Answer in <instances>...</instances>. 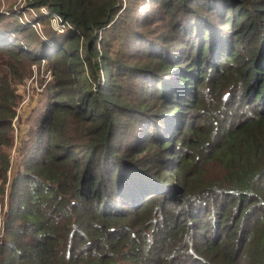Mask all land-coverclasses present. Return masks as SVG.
Returning a JSON list of instances; mask_svg holds the SVG:
<instances>
[{"label": "trees", "instance_id": "trees-1", "mask_svg": "<svg viewBox=\"0 0 264 264\" xmlns=\"http://www.w3.org/2000/svg\"><path fill=\"white\" fill-rule=\"evenodd\" d=\"M123 1L32 0L59 35L0 12V264H264V0Z\"/></svg>", "mask_w": 264, "mask_h": 264}, {"label": "rangeland", "instance_id": "rangeland-1", "mask_svg": "<svg viewBox=\"0 0 264 264\" xmlns=\"http://www.w3.org/2000/svg\"><path fill=\"white\" fill-rule=\"evenodd\" d=\"M32 0H0V12L6 15L8 18H14L17 22L21 20L22 23L29 25L33 28L30 18L36 19L39 17H47L52 24L55 25L52 29L59 35L64 34L66 29L62 27L61 22L56 18L57 15H50L46 8L32 9L30 5ZM126 8L128 0L123 1ZM41 14V15H40ZM35 32H38L40 39L47 41V35L44 28L41 25L39 28L34 27ZM51 41H47L50 44ZM27 77L25 80L16 87L17 93L20 96V103L18 106V118L13 123L15 144L11 149V164L12 169L9 174L8 182L13 181L14 175L19 169L22 160V148L24 147V141L27 139L29 130L34 127V123L38 124L40 113L42 111V99L45 97L47 87L51 85L53 81V73L49 70L48 65L43 62L41 64H35L27 70ZM44 103V102H43ZM8 191L5 192L4 208H2L0 198V235H3V228L5 222V213L8 210Z\"/></svg>", "mask_w": 264, "mask_h": 264}, {"label": "built area", "instance_id": "built-area-1", "mask_svg": "<svg viewBox=\"0 0 264 264\" xmlns=\"http://www.w3.org/2000/svg\"><path fill=\"white\" fill-rule=\"evenodd\" d=\"M56 18L61 22L62 27H64L66 29L67 25L62 21V19L58 16ZM52 26L54 27L55 30H59L61 32V29H58V28L56 29L54 24H52ZM10 173H11V171L9 172V174Z\"/></svg>", "mask_w": 264, "mask_h": 264}]
</instances>
